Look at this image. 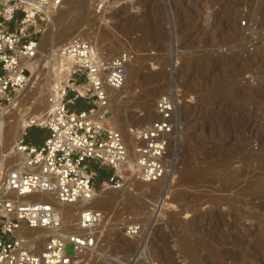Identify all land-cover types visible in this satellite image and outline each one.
<instances>
[{"label": "rangeland", "instance_id": "1", "mask_svg": "<svg viewBox=\"0 0 264 264\" xmlns=\"http://www.w3.org/2000/svg\"><path fill=\"white\" fill-rule=\"evenodd\" d=\"M38 27L41 54L74 30L106 55L129 52L125 81L108 107L109 125L128 147L129 129L151 118L158 95L175 85L185 99L167 150V174L143 184L129 177L122 187L127 200L103 208L95 247L72 264H264V0H73ZM41 54L33 68L26 66L29 88L18 93L19 107L32 105L28 114L65 74L56 75L53 59ZM13 116L21 118L18 110ZM37 128L27 130V141ZM7 145L0 147L6 169L17 160ZM94 182L97 200L116 192ZM166 187L168 197L162 196ZM161 197L168 203L154 216ZM133 201L143 202L141 209ZM74 217L65 227L73 228ZM130 223L138 225L132 237L125 235ZM66 253L73 255L71 245Z\"/></svg>", "mask_w": 264, "mask_h": 264}, {"label": "built area", "instance_id": "2", "mask_svg": "<svg viewBox=\"0 0 264 264\" xmlns=\"http://www.w3.org/2000/svg\"><path fill=\"white\" fill-rule=\"evenodd\" d=\"M62 1L0 0V102L9 104L27 84L25 61L36 53L38 21L48 19V10ZM58 52L69 60L67 75L48 88L50 110L43 119L24 116L8 153L17 160L0 174V264H69L95 247L100 211L78 212L76 229L68 231L53 201L28 202L24 196L46 194L61 204L88 201L95 195V168L108 169L98 182L102 190L120 189L129 177L154 182L168 172V144L185 100L181 90L173 85L157 96L151 118L129 129L133 145L128 147L122 133L109 125L108 104L110 90L125 81L129 52L106 55L78 35L63 42ZM79 100L87 108L71 109ZM32 126L47 130L40 144L25 139ZM159 208L154 205V216ZM34 230L42 234L29 238L25 233ZM137 230V224L128 225L125 235L135 236ZM67 245L73 255L66 253Z\"/></svg>", "mask_w": 264, "mask_h": 264}, {"label": "bare ground", "instance_id": "3", "mask_svg": "<svg viewBox=\"0 0 264 264\" xmlns=\"http://www.w3.org/2000/svg\"><path fill=\"white\" fill-rule=\"evenodd\" d=\"M71 2V5L73 4V0H63L62 1V3L63 2ZM98 1V0H97ZM100 1V0H99ZM102 1V0H101ZM74 5H76V4H74ZM73 5V6H74ZM74 7H76V6H74ZM74 7H73V9H74ZM71 8H72V6H71ZM77 8V7H76ZM52 10L53 9H50V10H48L49 12L47 13V17H48V19H50V15H51V12H52ZM67 26V25H66ZM69 26V25H68ZM69 27H71V26H69ZM67 30V29H66ZM68 31V30H67ZM77 31L78 30H74L72 33V35L74 36V35H76V33H77ZM69 32V31H68ZM61 33H62V31H61ZM65 34H66V32H65ZM69 34V33H68ZM63 35H64V31H63ZM67 35V34H66ZM68 36V35H67ZM72 37V36H71ZM70 37V38H71ZM69 38V39H70ZM63 38L61 37V40L59 41V42H57V44H55V43H52V44H50V47L49 48H47V54H44V53H42L41 54V48L38 46V48H37V44H36V53L31 57V58H29V59H27L25 62V65L27 66V67H29V68H33L35 65H36V61L38 62V61H40V58H39V56H36L37 54H41L43 57H47V58H52L53 59V65H55V68L53 69V72L56 74V75H58L60 72H65V74L63 75V79L66 77V75H67V72H68V70H69V60H68V58H66V57H64V56H62L61 54H59V52H58V47H60L61 46V44H62V40ZM68 40V39H67ZM51 41V40H50ZM128 68V67H127ZM128 72V71H127ZM126 72V73H127ZM29 78H30V74H29ZM28 78V80H30ZM56 84V83H55ZM59 84V83H58ZM27 86H26V89L25 88H22L21 90H20V94H21V92L25 89V90H27V88H29V83L28 84H26ZM119 89H112V90H110V92H111V95L113 94V92H115V91H118ZM20 94L18 95V96H16L7 106H5V107H0V147L4 144V146L5 145H7L8 144V142L11 140V138L14 136V135H16L17 133H18V128L19 127H21L24 123H25V118H24V116L26 115V113H28V110H30L31 111V109H32V105H27V106H25V107H19V102H18V99H19V96H20ZM22 105V104H21ZM40 106V105H39ZM38 106V107H39ZM110 106V103L108 104V107ZM39 109H41V110H39ZM39 109H37L36 111H34L32 114H30V115H32L33 117H35V118H37V119H39V120H41V119H43L44 118V116L46 115V113L50 110V105L48 104V102H47V99H46V101L45 102H43L42 103V105H41V107H39ZM16 110H18L19 111V113H20V116H21V118H19V119H17V118H15L14 116V119H10V116L16 111ZM19 134V133H18ZM127 136H129L128 135V132H127V134H126ZM18 136V135H17ZM16 136V137H17ZM171 141V140H170ZM170 141H169V143H170ZM133 145V144H132ZM131 145V146H132ZM11 147L12 146H8L7 145V150L9 149V151H8V153H10V150H11ZM168 148H169V144H168ZM6 151V150H5ZM6 153V152H5ZM5 153H3V150H1V148H0V162L2 161V158H3V156L2 155H4ZM1 156H2V158H1ZM16 158H17V156H16ZM129 165H130V163H129ZM1 167V169H0V174L1 173H3L5 170H6V168H4V167H2V166H0ZM130 182H134V184H135V180H130ZM155 182V181H154ZM141 184H143L142 182H140ZM151 183V182H150ZM137 184V183H136ZM133 185V184H132ZM137 186H139L138 187V190H139V188L141 187V185L139 184V185H137ZM112 193V192H111ZM124 193H125V189L124 188H122V189H119V190H116V192L114 193H112V194H110V193H108V192H104L102 195H100V199H96L95 197H93L92 199H90V200H88V201H83V200H78V201H76V202H74V203H71V204H61V203H58V202H55L54 200H51L52 198L49 196V195H46V194H30V195H26V196H24V200L25 201H28V202H33V201H53L54 202V204H55V206L58 208V210L60 211V213H61V217H62V225H63V227L66 229V230H68V231H74L75 229H76V221L73 223V228H71V229H69V228H67V227H65V222L66 221H71L72 219H73V217L75 218V220H76V216H77V213L78 212H81V211H85V210H91V209H96V210H98V211H100L101 212V214H102V216H101V220H100V222H99V225H98V227H97V229H96V233H99L101 230H102V226H100L101 225V223H103L104 222V211H102L103 210V208H108V207H110V206H112V205H114V204H116L119 200H123L124 201V199H126L125 198V196H124ZM168 193H169V187H166V188H164V190H163V192H162V196L163 195H167V197H168ZM140 195L142 196H144V191H140ZM128 196V195H127ZM131 196V195H130ZM132 198V197H131ZM131 198L129 197V199L131 200ZM137 197H135V199H136ZM163 197H161L160 199H158V200H156V203H154V204H157L158 203V205H159V207L160 206H163V205H165L166 203H168V202H165L164 200V198L162 199ZM135 199H132V200H135ZM172 199V198H171ZM127 200V199H126ZM125 200V201H126ZM129 200V201H130ZM138 200V199H137ZM134 202V201H133ZM137 202V201H136ZM136 202H134V204L136 205V204H139V202L138 203H136ZM140 203H141V201H140ZM134 205V206H135ZM141 205V204H140ZM140 205H136L137 207H139V209H141L140 207L143 205V202H142V205L140 206ZM147 206V205H146ZM136 207V208H137ZM144 207V206H143ZM145 208V207H144ZM138 209V208H137ZM142 211V210H141ZM140 211V212H141ZM130 224H137V223H130ZM127 225H129V224H127ZM39 230H34V231H32V233L29 235V237H31V238H34V237H38V235H39ZM25 233L27 234V236H28V233L25 231ZM78 256H80V255H78ZM77 256V258H74V261H71L70 262V264H72V263H77V261H78V257Z\"/></svg>", "mask_w": 264, "mask_h": 264}, {"label": "trees", "instance_id": "4", "mask_svg": "<svg viewBox=\"0 0 264 264\" xmlns=\"http://www.w3.org/2000/svg\"><path fill=\"white\" fill-rule=\"evenodd\" d=\"M70 108L71 109H75V110H79L81 108L82 109H86L87 105L81 106V105H79V103L77 101V103H75V105L71 106ZM33 130L36 131L37 133L36 134L33 133L34 136L32 138V143L40 144L43 141V139L46 137V136H44V137L42 136L43 135V132H42L43 129H38L37 128V129H33ZM94 170H95V173H96L95 179L98 182H100L102 179H104L106 177V175H107V172L102 171L100 169L95 168Z\"/></svg>", "mask_w": 264, "mask_h": 264}]
</instances>
